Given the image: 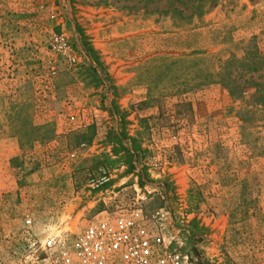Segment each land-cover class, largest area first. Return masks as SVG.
<instances>
[{
	"label": "rangeland",
	"instance_id": "obj_1",
	"mask_svg": "<svg viewBox=\"0 0 264 264\" xmlns=\"http://www.w3.org/2000/svg\"><path fill=\"white\" fill-rule=\"evenodd\" d=\"M181 1L0 0V72L20 76L17 84L0 82V264H45L32 241L57 229L79 232L103 212L137 209L148 219L169 210L167 232L193 264H236L233 257L264 264V158L251 150L264 152V71L240 76L232 67L250 43L264 53V0L221 1L192 22L191 2ZM60 37L82 57L71 69L52 51ZM194 52L206 54L203 68L246 82L249 92L234 101L214 84L170 97L184 90L170 62ZM181 99L192 114L177 119ZM121 123L137 140L136 166L149 175L147 184L140 187L125 166L93 190L95 174L84 161L110 153L107 135ZM50 124L55 139L35 143L44 132L34 129ZM91 126L92 152L72 158L86 144L68 136L88 135ZM248 201L257 216L247 214ZM194 219L206 232L192 241Z\"/></svg>",
	"mask_w": 264,
	"mask_h": 264
},
{
	"label": "built area",
	"instance_id": "obj_2",
	"mask_svg": "<svg viewBox=\"0 0 264 264\" xmlns=\"http://www.w3.org/2000/svg\"><path fill=\"white\" fill-rule=\"evenodd\" d=\"M52 51L70 69L82 58L64 37L55 40ZM52 72L57 74L55 66ZM89 150L82 145L71 157L75 159L78 152ZM111 181V172L100 169L90 178L89 186L99 190ZM168 219L169 210L157 212L151 219L139 209L121 215L103 212L79 232L57 229L39 243L32 241L31 248L44 255L45 264H193L169 236ZM26 224L31 228L32 221Z\"/></svg>",
	"mask_w": 264,
	"mask_h": 264
},
{
	"label": "trees",
	"instance_id": "obj_3",
	"mask_svg": "<svg viewBox=\"0 0 264 264\" xmlns=\"http://www.w3.org/2000/svg\"><path fill=\"white\" fill-rule=\"evenodd\" d=\"M174 3H180L181 0H173ZM188 3L191 2L190 12L191 14L187 16V21L192 22L194 18L198 20L206 15L210 10L216 8L219 5V2L229 1V0H184ZM253 2V0L251 1ZM253 49L254 54L250 56L249 50ZM93 60H97L95 53L92 49H89ZM206 58V54L202 52H194L193 54L183 57L178 60H172L170 65L174 68L175 71L181 72L182 78L178 79V82L181 83V86H184L183 91H178L174 94H171L170 97H178L184 98L186 95L192 92H198L205 88H208L214 84H220L224 88H226L232 99L237 101V99L242 98L244 94L249 92V87L246 85L247 83H239L236 77H232V81L229 75L223 73H217L216 71H211L205 67L208 63ZM227 64V63H226ZM93 62L90 63L89 69L92 70V74L97 76V69L93 67ZM236 66V72L240 74V76H246L251 73H258L264 71V53L260 52L256 47L252 48V44L250 43L248 46V52L245 53V57L242 60L232 59V67ZM197 71L198 73H195ZM192 84H195L194 86ZM163 98L157 99L159 115L157 119L162 118L165 114V106L162 103ZM145 105V103H143ZM115 111V107L108 108L107 111L111 114V112ZM184 112L190 115L192 114V104L191 102L181 99L175 105V117L177 119L186 118ZM125 123L119 124L116 128L111 129L107 135V143L111 146L110 153H103L98 156H93L84 161V164L89 163L90 166L87 168L88 172L94 173L95 175L98 173L100 169H107L112 172L114 170H118L121 167H127L126 174L134 175L139 178L138 183L140 187H144L146 183V179H149V175L143 171L139 172L136 166L137 163V154L139 151V147L137 144V140L134 137H130L125 129ZM52 125H44L41 127H37L34 130L38 132H44L37 140H34L35 143H40L42 145H46L52 142L55 139V132L51 129ZM89 134L84 135L80 133H74L68 136V140L71 137H75L76 141L79 144H86L91 146L94 141L93 131H95L94 127L91 126L88 128ZM248 142V146H250ZM259 145H252L251 150L253 152L252 157L256 158H264V152L261 151L257 154L254 153L258 150L257 147ZM19 161L17 158L12 159L13 163ZM165 190L167 191V185H164ZM255 201H248L246 203L247 206V214H250L251 217L258 215V209L255 205ZM189 235L188 238L190 240H195L199 235L205 234L206 229L200 227L199 222L194 219L189 222Z\"/></svg>",
	"mask_w": 264,
	"mask_h": 264
},
{
	"label": "crops",
	"instance_id": "obj_4",
	"mask_svg": "<svg viewBox=\"0 0 264 264\" xmlns=\"http://www.w3.org/2000/svg\"><path fill=\"white\" fill-rule=\"evenodd\" d=\"M8 70H7V68H5V70H3V73L1 74V72H0V82H4V83H12V82H16V84L20 81V76H18L17 74L16 75H14V76H11L10 75V77H12V79H9V76L8 75H6V72H7ZM9 73V72H8ZM22 78V77H21ZM0 88H2V87H0ZM76 98V97H75ZM75 103V107H80L81 106V104H78L76 101H74ZM87 103H88V101L87 100H85V107H87ZM43 109H45V107L43 108ZM42 109V110H43ZM79 112H81V111H79ZM85 113H84V118L82 119L84 122L86 121V118H85V115H86V111H84ZM58 117H60V118H63L62 117V115H57ZM66 118V117H65ZM79 120H81V119H79ZM56 123H58V121H56ZM59 123H60V119H59ZM45 124V123H44ZM86 124V123H85ZM59 125H64V128L65 127H67L68 126V124H67V122H61V124H59ZM65 133H67V131L65 132ZM93 145V144H92ZM92 150H93V147L91 146V149H90V151L92 152ZM194 171H197L198 173H200V172H202L203 173V171H200V168H196V169H194ZM198 173H196V174H198ZM222 185H221V183L218 181V186H216V187H218V188H220ZM234 258V261L236 262V264H240L239 262H241V260L240 259H238L237 257H233Z\"/></svg>",
	"mask_w": 264,
	"mask_h": 264
}]
</instances>
